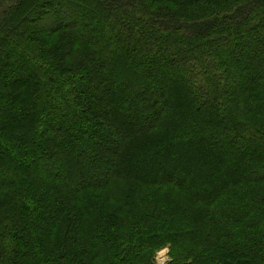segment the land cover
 Segmentation results:
<instances>
[{"label": "trees", "instance_id": "obj_1", "mask_svg": "<svg viewBox=\"0 0 264 264\" xmlns=\"http://www.w3.org/2000/svg\"><path fill=\"white\" fill-rule=\"evenodd\" d=\"M164 247L264 264V0H0V264Z\"/></svg>", "mask_w": 264, "mask_h": 264}, {"label": "rangeland", "instance_id": "obj_2", "mask_svg": "<svg viewBox=\"0 0 264 264\" xmlns=\"http://www.w3.org/2000/svg\"><path fill=\"white\" fill-rule=\"evenodd\" d=\"M138 115H136V117H132L133 118V120H134V122H132V128H131V133H135L137 130H139L140 129V126L141 125H144L145 123H147V122H149L150 120H152V118H153V111H149L148 110V112H146V113H142L141 115H139L138 117H137ZM127 159H129V158H127ZM127 159H125V161H126V163H128V165L130 166L131 165V163H132V160H127ZM187 160H189L188 162H187V164H188V166H190L192 169H191V171H192V173H194L195 171H197V161H196V158H187ZM131 162V163H130ZM133 164V163H132ZM133 168V170H134V172L135 173H139V171H138V169H136V167L134 166V167H132V165H131V169ZM82 170V169H81ZM81 170H80V172H81ZM155 175V174H154ZM173 175H174V177H176L177 176V174H174L173 173ZM153 176V172H151L150 174H149V178H151ZM156 176V175H155ZM202 179L204 180H207L206 179V174H204V176H202ZM195 183H196V185H195V190L196 189H198V188H200V184H199V180H196L195 181ZM205 185V184H204ZM206 186V185H205ZM187 248H190L191 249V247L190 246H187ZM168 261V247H164V248H162V249H160V250H158V251H156L155 252V254H154V257H153V263L154 264H165L166 262Z\"/></svg>", "mask_w": 264, "mask_h": 264}]
</instances>
